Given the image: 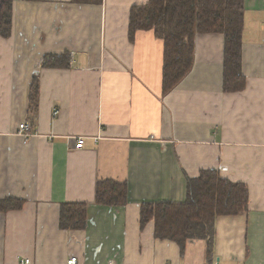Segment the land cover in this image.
Listing matches in <instances>:
<instances>
[{"label":"crops","instance_id":"0c3cea01","mask_svg":"<svg viewBox=\"0 0 264 264\" xmlns=\"http://www.w3.org/2000/svg\"><path fill=\"white\" fill-rule=\"evenodd\" d=\"M146 1L13 0L0 36V199L23 205L0 212V264H264V0H244L243 89H222L223 35L197 34L190 71L165 95L162 39L127 38L130 7ZM63 52L67 67L42 65ZM206 169L245 184L249 200L217 217L210 258L202 239L181 251L139 223L141 203L184 202L187 178ZM103 179L127 181L126 205L95 203ZM67 202L87 203L84 229L60 227Z\"/></svg>","mask_w":264,"mask_h":264},{"label":"trees","instance_id":"16d2710c","mask_svg":"<svg viewBox=\"0 0 264 264\" xmlns=\"http://www.w3.org/2000/svg\"><path fill=\"white\" fill-rule=\"evenodd\" d=\"M41 1V0H30ZM71 3L101 4L102 0H69ZM13 0H0V36L8 38L12 29ZM244 0H147L129 9L127 38L135 39L140 30H153L163 41L162 94L171 91L190 71L194 60L197 34H222L224 37V92H236L245 86L241 70V47ZM69 56L46 53L42 65L67 67ZM39 80L32 78L28 108H36ZM186 199L182 203L143 202L139 206V223L152 221L156 239L174 241L183 251L186 241L202 239L208 258L212 255L215 221L218 216L237 215L248 209V188L233 182L212 169L201 170L186 180ZM127 181L98 180L94 201L99 205L124 206L127 203ZM23 200L0 199V212L20 209ZM86 202L60 205L59 225L62 229H84L87 221Z\"/></svg>","mask_w":264,"mask_h":264},{"label":"built area","instance_id":"2783aa9c","mask_svg":"<svg viewBox=\"0 0 264 264\" xmlns=\"http://www.w3.org/2000/svg\"><path fill=\"white\" fill-rule=\"evenodd\" d=\"M30 131V125L28 123H21L19 124V132H28ZM83 138L77 137L76 140V148H81L83 145ZM222 171L226 170L225 167L220 168ZM77 258L75 256H71L67 259L66 264H76ZM17 264H31L28 258H21L18 260Z\"/></svg>","mask_w":264,"mask_h":264}]
</instances>
